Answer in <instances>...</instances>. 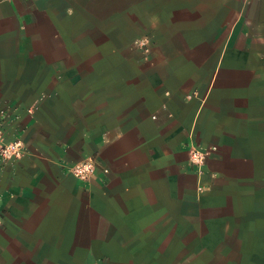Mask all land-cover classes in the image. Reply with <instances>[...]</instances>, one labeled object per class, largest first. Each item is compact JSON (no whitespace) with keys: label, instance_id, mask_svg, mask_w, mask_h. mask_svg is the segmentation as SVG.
Masks as SVG:
<instances>
[{"label":"crops","instance_id":"obj_1","mask_svg":"<svg viewBox=\"0 0 264 264\" xmlns=\"http://www.w3.org/2000/svg\"><path fill=\"white\" fill-rule=\"evenodd\" d=\"M0 126V264H264V0H0Z\"/></svg>","mask_w":264,"mask_h":264},{"label":"built area","instance_id":"obj_2","mask_svg":"<svg viewBox=\"0 0 264 264\" xmlns=\"http://www.w3.org/2000/svg\"><path fill=\"white\" fill-rule=\"evenodd\" d=\"M147 44L148 42L146 39H136L134 41V45L142 46L145 50H148ZM216 150V147H201L194 143L191 144L189 148L190 161L198 173L203 172L207 157ZM25 153L26 147L23 141L19 139L9 141L4 129L0 126V159L20 158ZM65 166L70 173L84 180L91 179L98 172L99 168H101L104 173L109 172V169L101 166L94 157H89L72 164H65Z\"/></svg>","mask_w":264,"mask_h":264}]
</instances>
